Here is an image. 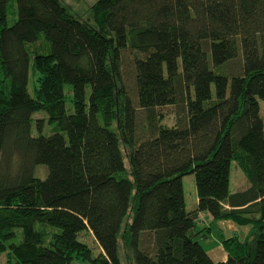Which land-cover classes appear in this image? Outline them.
Listing matches in <instances>:
<instances>
[{
  "label": "trees",
  "instance_id": "obj_1",
  "mask_svg": "<svg viewBox=\"0 0 264 264\" xmlns=\"http://www.w3.org/2000/svg\"><path fill=\"white\" fill-rule=\"evenodd\" d=\"M259 101L264 0H96L91 21L59 0H0V259L121 264V239L129 264H264ZM231 163L247 183L235 193ZM204 212L249 229L222 240L223 262L194 239Z\"/></svg>",
  "mask_w": 264,
  "mask_h": 264
},
{
  "label": "rangeland",
  "instance_id": "obj_2",
  "mask_svg": "<svg viewBox=\"0 0 264 264\" xmlns=\"http://www.w3.org/2000/svg\"><path fill=\"white\" fill-rule=\"evenodd\" d=\"M61 4L66 7V9L76 17L82 19V20H88L91 21V6L96 2V0H59ZM9 6L15 7L14 3H9ZM15 20V17H10L7 20V25H11L13 21ZM33 50L36 52H44L45 47L42 45L41 42H38L34 44ZM32 50V48H31ZM35 77L34 75H30V83L29 86H31V83L34 81ZM37 84V83H36ZM33 85V83H32ZM32 87H29V90L31 91ZM64 92H65V106L66 109L71 112L72 106L70 102V88L69 86L64 87ZM260 105V114L264 115V103L262 101H259ZM160 116H161V123L164 126L170 127L173 126L175 123L174 119V112L172 107H166L158 110ZM46 119L45 114L43 113H36L34 114L33 118L34 119H41V118ZM143 116L140 114L138 116L137 120V135L138 139H143L146 136L145 133V128H144V119L142 118ZM50 127H45L43 134H47L49 131ZM31 133L33 136H36V130L34 125L32 126ZM122 149V148H121ZM122 154H123V159L125 166L126 165V159H125V152L122 149ZM46 174V169L44 166H36L34 170V175L35 177L38 178H43L44 175ZM181 184H182V191H183V197H184V203H185V208L186 210H192L195 208L196 205V189H195V183H194V177L193 175H186L181 178ZM247 186L246 180L243 176V174L235 167L234 163L230 164V175H229V189L234 190V189H243ZM206 219H202L205 223V228H208L209 230H201L200 233L208 235V242H201L204 248H213L216 245L220 244V239L222 236H236L240 241H243L248 233V227H239L237 224L233 223L232 221L229 220H224V221H214L211 220L209 221L208 215L205 214ZM202 220L200 223L196 224V228L201 229L202 225ZM210 222V223H209ZM209 231V232H208ZM199 233V235H200ZM198 239V238H197ZM79 240L86 244L91 250L92 254L96 255L98 253V248L95 244V241L91 234L89 232H82L79 235ZM210 244V245H209ZM210 250V249H209ZM213 252V251H212ZM119 255H120V260L121 264H129L130 262V252L127 249L125 245L121 242V239L119 240ZM1 264H4V258L1 256Z\"/></svg>",
  "mask_w": 264,
  "mask_h": 264
},
{
  "label": "crops",
  "instance_id": "obj_3",
  "mask_svg": "<svg viewBox=\"0 0 264 264\" xmlns=\"http://www.w3.org/2000/svg\"><path fill=\"white\" fill-rule=\"evenodd\" d=\"M247 187V186H246ZM245 187V188H246ZM245 188H243V189H245ZM243 189H241V190H239V189H234V190H231V193H235V192H238V191H242ZM227 208V207H226ZM205 214H207V213H200L199 215H198V218H197V220H196V224L197 223H200V221L202 220V219H206V216H205ZM208 215V214H207ZM208 217V219H209V221H211L212 219H211V217L208 215L207 216ZM210 223V222H209ZM196 224H195V228H194V234H196V236H195V241L196 242H198V244H200V246L204 249V251L207 253V255L214 261V262H223V261H225L226 260V254H225V252L223 251V248H222V240H224V239H227V238H230V237H236V236H222L221 237V239H220V244L219 245H216L215 247H211V248H209L208 250H207V248H204L203 247V245L201 244V242H208V235H206V234H202V233H200L201 232V230H203V231H207V230H209L208 228H205L204 226H205V223H204V221L202 220V225H201V229H197L196 228ZM248 231H249V229H248ZM209 232V231H208ZM199 233H200V235H199ZM198 238V239H197ZM210 245V244H209ZM213 251V252H212Z\"/></svg>",
  "mask_w": 264,
  "mask_h": 264
}]
</instances>
